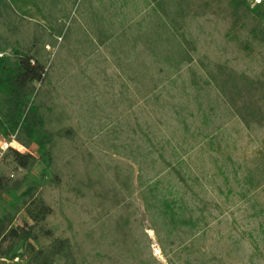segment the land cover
Returning <instances> with one entry per match:
<instances>
[{
  "label": "rangeland",
  "instance_id": "obj_1",
  "mask_svg": "<svg viewBox=\"0 0 264 264\" xmlns=\"http://www.w3.org/2000/svg\"><path fill=\"white\" fill-rule=\"evenodd\" d=\"M7 2L11 8L2 12L12 19L5 16L1 31L11 45L25 48L35 35L57 40L42 51L52 78L49 103L64 109L65 124L80 123L81 132L52 161L35 146L22 150L39 158L26 172L6 157L12 146L0 127V175L12 188L0 201V219L8 215L15 227L30 223L21 195L35 186L53 209L47 228L72 241L82 264H264V128L246 129L205 82L216 65L264 82L256 22H237L228 0H192L186 32L192 63L152 100L128 82L108 49L79 43L88 9L72 10L79 23H67L73 33L64 43L35 0ZM128 2L136 19L147 8V0ZM147 136L154 139L153 155ZM250 174L254 186L246 183ZM156 181L165 194L184 196L196 226L175 229L158 217L149 196ZM16 253H23L21 245Z\"/></svg>",
  "mask_w": 264,
  "mask_h": 264
},
{
  "label": "trees",
  "instance_id": "obj_2",
  "mask_svg": "<svg viewBox=\"0 0 264 264\" xmlns=\"http://www.w3.org/2000/svg\"><path fill=\"white\" fill-rule=\"evenodd\" d=\"M96 1L97 6L94 0H35L64 43L71 40L73 33L67 23L78 24L76 13L88 9L83 40L79 39V43H94L108 49L128 82L142 86L145 98L155 99L158 89L166 86L167 81L174 82L173 75L192 63L194 47L186 33L192 0H147L145 12L137 19L128 12V0ZM227 5L237 22H256L254 32L263 35L264 42V0L259 4L255 0H228ZM6 8H11L7 0H0V127L12 146L7 149L6 157L18 169L31 172L39 158L22 150L35 146L38 154L52 161L62 143L74 144L80 139L81 125L65 124L64 109L49 103L47 86L52 84V78L42 51L47 46L56 47L57 40L46 43L43 36L35 35L33 43L25 48L18 42L11 45L1 31L5 16L11 18L3 14ZM206 72V84L217 89L246 129L264 128L262 80L236 75L223 65ZM145 142L149 145L148 154H155L154 139L147 136ZM160 158L166 161L163 155ZM173 172L180 182H185L180 169L173 167ZM255 178L256 174H250L246 183L254 186ZM260 183L264 184V180ZM11 190L8 181L0 175V201ZM163 191L160 181L149 186L158 217L175 229L196 226L193 216L188 217L184 210V196ZM21 199L30 223L15 227L14 219L8 215L0 219V260H17V264H82L72 241L55 237L47 228L53 209L41 190L29 186ZM41 239H47L48 243L42 244ZM5 244H8L6 249ZM19 245L23 249L21 254L16 253Z\"/></svg>",
  "mask_w": 264,
  "mask_h": 264
},
{
  "label": "built area",
  "instance_id": "obj_3",
  "mask_svg": "<svg viewBox=\"0 0 264 264\" xmlns=\"http://www.w3.org/2000/svg\"><path fill=\"white\" fill-rule=\"evenodd\" d=\"M261 1H263V0H255V2H256L257 4H259ZM0 56H2V55L0 54Z\"/></svg>",
  "mask_w": 264,
  "mask_h": 264
}]
</instances>
